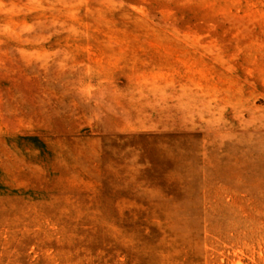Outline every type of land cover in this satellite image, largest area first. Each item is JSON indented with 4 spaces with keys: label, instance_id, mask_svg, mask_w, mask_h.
<instances>
[{
    "label": "rangeland",
    "instance_id": "obj_1",
    "mask_svg": "<svg viewBox=\"0 0 264 264\" xmlns=\"http://www.w3.org/2000/svg\"><path fill=\"white\" fill-rule=\"evenodd\" d=\"M0 264H264V0H0Z\"/></svg>",
    "mask_w": 264,
    "mask_h": 264
}]
</instances>
